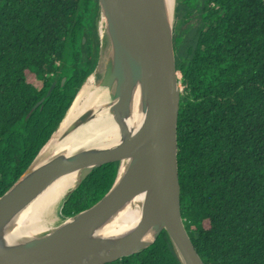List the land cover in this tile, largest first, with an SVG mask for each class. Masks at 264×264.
I'll use <instances>...</instances> for the list:
<instances>
[{"label": "trees", "instance_id": "16d2710c", "mask_svg": "<svg viewBox=\"0 0 264 264\" xmlns=\"http://www.w3.org/2000/svg\"><path fill=\"white\" fill-rule=\"evenodd\" d=\"M178 11L186 229L205 264H264V0H183ZM100 21L99 0H0V197L94 72ZM119 166L95 169L66 202L63 217L99 202ZM110 264L182 263L164 231L148 249Z\"/></svg>", "mask_w": 264, "mask_h": 264}, {"label": "water", "instance_id": "95a60500", "mask_svg": "<svg viewBox=\"0 0 264 264\" xmlns=\"http://www.w3.org/2000/svg\"><path fill=\"white\" fill-rule=\"evenodd\" d=\"M99 6L101 49L96 71L101 75L99 85L111 93L114 104L110 111L121 137L110 145L61 152L40 162L87 79L50 140L0 197V264H110L148 249L164 231L182 264H205L182 216L178 122L183 88L167 0H99ZM106 39L110 47L105 52ZM65 82L66 78L62 86ZM56 85H51L47 96ZM137 91L144 121L138 129L130 130L126 122ZM94 118L95 111L85 112L65 129L64 136ZM111 163H120L117 178L95 205L65 218L44 234L20 240L11 237L16 219L56 180L78 174L65 205L95 169ZM142 194L146 197L139 223L121 235L105 236L104 227Z\"/></svg>", "mask_w": 264, "mask_h": 264}, {"label": "bare ground", "instance_id": "6f19581e", "mask_svg": "<svg viewBox=\"0 0 264 264\" xmlns=\"http://www.w3.org/2000/svg\"><path fill=\"white\" fill-rule=\"evenodd\" d=\"M174 2L175 0H167L171 16L174 12L172 9ZM95 79V72H93L78 94L66 120L54 135L51 143L42 152L41 163L57 153L74 152L83 147L110 145L120 139V129L114 114L110 111L114 104L110 97L111 93L99 85V81L97 89H95ZM89 110L95 111V118L64 136L65 129ZM143 121L141 94L137 91L132 100L130 116L126 125L128 129L136 130ZM125 167L126 164L124 163L121 172L124 171ZM77 179L78 174H76L75 179L71 174H67L49 186L16 219L11 237L20 240L51 229L56 207L76 187ZM145 197L146 194H142L129 203L104 227L103 234L105 236H118L134 228L141 219ZM137 203L140 204L139 208L135 207ZM133 207L135 210H131ZM136 210L140 211L139 216L136 214Z\"/></svg>", "mask_w": 264, "mask_h": 264}, {"label": "rangeland", "instance_id": "374dc122", "mask_svg": "<svg viewBox=\"0 0 264 264\" xmlns=\"http://www.w3.org/2000/svg\"><path fill=\"white\" fill-rule=\"evenodd\" d=\"M182 1L183 0H175V2L174 3H172V9L174 10V12L172 13V15H173V25H174V33H179L180 32V30H181V28H182V20L180 19V17H179V11H178V7H179V5L182 3ZM109 47H110V44H109V40H105L104 41V48H103V50L106 52L107 50H109ZM98 65V64H97ZM96 68H97V66H96ZM96 68H95V70H94V72H95V89H97V86H98V80L100 79V77H101V75H100V73L98 72L97 73V71H96ZM36 85L38 86V87H41V84L39 83V82H36ZM118 171H119V169H118ZM118 171H117V169H116V172H117V175H118ZM114 172H115V169H114ZM116 172H115V174H116ZM72 176H73V178L75 179V177H76V174H77V172H74V173H70ZM117 175H116V178H117ZM116 180V179H115ZM67 198H68V195L59 203V205L56 207V210H55V213H54V216H53V222H52V227H51V229H53V228H55V227H57L58 225H60L64 220H65V218L63 217V215H62V210H63V208H64V203H65V201L67 200ZM135 207L136 208H139L140 207V204L139 203H137V204H135ZM131 210H135V208L133 207ZM136 212V214L139 216V214H140V211H138V210H136L135 211ZM56 215V216H55ZM45 232H48V230L47 231H45ZM45 232H43V233H41V234H44Z\"/></svg>", "mask_w": 264, "mask_h": 264}]
</instances>
